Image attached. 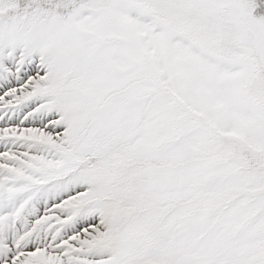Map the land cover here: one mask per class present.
<instances>
[{"label":"snow or ice","instance_id":"6c2138e0","mask_svg":"<svg viewBox=\"0 0 264 264\" xmlns=\"http://www.w3.org/2000/svg\"><path fill=\"white\" fill-rule=\"evenodd\" d=\"M0 264H264V0H0Z\"/></svg>","mask_w":264,"mask_h":264}]
</instances>
